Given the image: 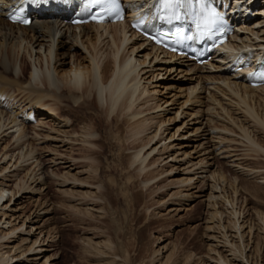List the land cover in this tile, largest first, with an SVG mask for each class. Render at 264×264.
Returning <instances> with one entry per match:
<instances>
[{"label":"bare ground","instance_id":"obj_1","mask_svg":"<svg viewBox=\"0 0 264 264\" xmlns=\"http://www.w3.org/2000/svg\"><path fill=\"white\" fill-rule=\"evenodd\" d=\"M132 1L137 5L138 0ZM14 3L15 0H0V264H55L57 255H48L53 249L46 242L45 231H38L41 227L36 225L41 214H48L52 209L45 208L33 218L29 216V222L35 227L25 228L27 219L19 207L24 194L38 191V185L45 184L47 177L62 179L58 184L74 197L77 194H82L79 197L83 199L95 196L96 186L77 177L78 173L86 171L78 170L79 158L71 155L72 145L90 149L98 145L97 131L86 124L83 114L77 120L83 126L73 128V118L83 108L95 112L103 110L105 116L110 115L128 127L129 138L136 144L130 153L129 168L144 174L140 186L153 185L151 190L158 194L168 191L167 198L157 200L156 207H162L158 213L182 211L186 201L208 195L205 202L212 210L205 221L210 242L209 260L215 262L213 264H250L253 251L247 249L245 241L254 226L240 220L235 202L221 194L219 181L223 175L212 168L222 160L225 165L253 175L262 183L264 172L248 168L246 157L243 160L247 154L232 146L234 139L229 136L233 133L220 128L211 116L240 128L252 148L255 146L258 154L262 151L264 154L262 146L251 138L255 125L264 128L263 112L260 114L261 109L257 110L264 105V85L253 87L244 80L246 70H234L236 57L243 60L248 48L256 45L255 41L264 44V6H256L257 13L241 19L240 31L231 39L237 51L222 52L206 64L195 65L186 58H173L151 46L127 23L72 25L68 13L46 12L35 14L29 26L15 25L6 18ZM245 7L252 11L254 6L245 4ZM144 49L149 52L137 56ZM27 60L32 67L28 78L24 75ZM148 72L152 80L163 72H178L181 76L162 80L158 77V83L150 88V80L144 82ZM180 98H184L180 109L173 112L174 117H167L172 111L168 106L176 104ZM205 98L211 102L206 109ZM42 108L49 111L43 112ZM47 114L61 121L47 120ZM160 115L164 117L158 119ZM184 116L190 118L166 136L167 124ZM44 132H48L44 139L71 148L70 154L61 153L58 146L49 148L48 152L54 154L49 160L53 162L49 169L45 168L33 140L31 142ZM168 139L170 142L166 143ZM209 158L214 161L208 163ZM166 159L168 161L164 162ZM163 162L173 163L158 172ZM54 168L62 171L55 173ZM162 178L165 182L159 184ZM76 187L83 188L82 192ZM173 188L176 190L169 193ZM74 197V200L79 199ZM173 199L183 200L180 208L172 206ZM92 200L84 210L100 212L96 207L99 199ZM222 201L232 208L228 209L232 215L228 220H223L224 212L219 210ZM261 220L264 222L263 217ZM260 257L251 264H260ZM110 259L108 264H118L116 257Z\"/></svg>","mask_w":264,"mask_h":264},{"label":"rangeland","instance_id":"obj_2","mask_svg":"<svg viewBox=\"0 0 264 264\" xmlns=\"http://www.w3.org/2000/svg\"><path fill=\"white\" fill-rule=\"evenodd\" d=\"M147 52H149V49H144L138 52L137 56ZM31 68L27 60L24 70L26 78L29 77ZM147 74L150 75V72L144 75V82L147 83L150 80V88H154L158 83V77L162 80L166 77H179L180 75L178 72H173L171 74H165L163 72L162 74L164 76L158 75L155 80H152V77ZM196 82L197 81L192 84ZM158 97L161 99L163 98L161 95ZM183 99L184 98H180L176 104L168 106L172 111L167 117H174L173 112L180 109ZM203 100L205 101L204 104H206V109L211 102L206 98ZM250 103L252 102L250 101ZM261 106V108H257V110L261 109L258 110V112L260 111L261 114L262 111L264 115V105ZM74 108L76 111L79 110L77 107ZM45 109L42 111H49V109ZM74 113L75 112H73V114ZM77 113L75 118H73L74 129H79L80 126H83L77 121L81 119L80 116L83 114L87 119L86 124L93 126L94 130L97 131V137H99V141H97L98 145L94 146L92 149L80 144L72 145L73 149H71L69 145L62 146L61 142L44 139V135H47L46 133L48 132L42 133L38 139L35 138L36 140L31 139V142L33 140L32 143L37 147V153L41 155L39 156L37 154V156L43 157L42 160L47 169L53 164V162H49V160L54 156V154L48 152L49 148L58 146L57 149H59L60 152L62 151L61 153L70 154L72 152L71 155L79 158L76 166L78 170H85L86 172L78 173L77 177L96 186V189H94L96 191H93L95 192V196L91 198L96 199L97 197V199H99V201L96 202V207H99L98 209H100V212L89 211V213L84 210L92 199L90 197L88 199L80 198L82 194L79 195L80 197L78 194V197H74L71 192H64L63 186L58 184L62 182V179L52 176L45 179V184L42 183L38 185V191L24 194L22 202H20L21 204L16 205L22 208V210L21 208L19 209L21 210L20 213L27 219L25 228H27V226L35 227V225L29 222V216L33 218L37 213H42L45 208L52 209L48 214H41L38 219L39 222L36 225L41 227L38 231H40V229L45 231L43 235L47 238L46 242L51 244V249L53 250L47 252L48 255H57V259L53 262H55V264H108L112 261L110 258L116 257V262L118 264L215 263L209 260L208 244L210 242L207 240V231L205 230V221L208 218V213L212 211L207 206L208 202H205L208 195L205 197H194L186 201V205H183L181 208L182 211L179 210L168 213L165 210H161L158 213L162 207H156L157 200L159 198H167L166 194L168 191L158 194L154 193V190H151L153 189V185L148 186V188H142L140 186V181L143 179L144 174L140 175L129 168L131 162V158L129 159L130 153L133 151V147H135L136 144H133L132 140H130L131 138H129L128 127L125 124L118 123L110 115L105 116L103 110L95 112L86 111L83 108L77 111ZM47 115H49L48 118H46L47 120L53 122L61 121L51 114ZM162 116L160 115L158 119H162L164 117ZM233 116L237 115L234 114ZM188 118L190 117H180L179 120H173V123L170 122L167 124L169 130L166 131V136H170L171 133L175 132L184 121H188ZM211 118L214 119L220 128L228 129L231 131L230 133H233V135L230 134L231 136H229V138L234 139L232 146L242 151L244 155L247 154L244 156L243 160H245L246 157L248 168L263 170L264 172L263 151H259L261 154H258L255 146L254 148L256 150L252 148V143L245 138L240 128L238 129L223 120L218 121L212 116ZM255 126L252 131V136L251 133L250 136L253 142L256 141V143L264 149V128L262 126H259L260 128ZM254 133L257 136L254 137ZM254 138H256L259 143ZM169 142V139L166 140V143ZM235 144L236 146H234ZM248 145L251 146V148ZM69 150L71 152H69ZM201 153L202 151L200 154ZM249 154L251 157L248 156ZM87 156L91 158H85ZM205 156L202 155V157ZM156 158H158V156H156ZM166 161H168V159L164 162ZM213 161V159L209 158L208 163ZM164 162L162 164H164ZM172 163L173 162H170V164L159 166L160 170H158V172L164 170ZM216 165L212 169L217 168L223 175L222 181H219V187H222L221 194L226 195L235 202L234 206L236 204L237 207L235 206V208L240 212V220H245L252 223L254 226L252 234L247 236L245 241L247 249L251 248V252L253 251L252 258L250 257V264L252 261H255L254 259H257V257L259 258L260 255V264H264V222L261 220L262 217L264 219V182L262 183L259 179L258 181L253 175L248 176L245 173L244 175L241 170L239 171L236 168L225 165L222 160H219V163ZM61 171L62 169L54 168L55 173ZM167 178L168 177L165 179L162 178V182L159 181V184L165 182L164 180ZM66 188L69 187L67 186ZM82 189L83 188H77L79 192H82ZM174 190H176V188H173L169 193ZM238 192L240 193L237 194ZM73 197L79 199L74 200ZM80 202L84 203L79 204ZM173 202L174 205L172 206L180 208L179 204L183 203V200L173 199ZM49 205L50 207H48ZM226 205L227 203L223 201L220 202L219 210L224 212L223 220H228L232 217L230 211L228 212V209L231 210L232 208ZM250 237L251 241L248 246L247 242ZM165 245L167 247L162 248ZM255 245L258 249H255L256 252L254 251ZM159 248H161V250H159ZM246 252L248 255L250 254V251L247 250ZM169 255L171 257L168 259ZM254 263L255 262H253V264Z\"/></svg>","mask_w":264,"mask_h":264},{"label":"snow or ice","instance_id":"obj_3","mask_svg":"<svg viewBox=\"0 0 264 264\" xmlns=\"http://www.w3.org/2000/svg\"><path fill=\"white\" fill-rule=\"evenodd\" d=\"M87 4L100 6L101 15H95V14L92 15L93 20H102L105 18V16H111L113 14L116 15L117 19L122 18L119 13V7H120L119 0H87ZM190 4H191V0H162L161 7H166L178 11L181 5L187 8L188 6H190ZM213 15L216 14L213 13ZM13 18L19 19V17H13ZM173 18L175 19L180 18L175 11L173 12ZM156 19H159V17H156ZM21 22L27 24L30 21L28 19H23ZM144 22H145L144 19H141L139 21L140 24H143ZM150 38L154 40L156 43H162V41L156 36H151ZM248 75L264 79V71L252 72L249 73Z\"/></svg>","mask_w":264,"mask_h":264}]
</instances>
